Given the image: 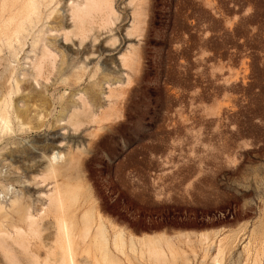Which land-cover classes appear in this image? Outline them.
<instances>
[{"label":"rangeland","instance_id":"rangeland-1","mask_svg":"<svg viewBox=\"0 0 264 264\" xmlns=\"http://www.w3.org/2000/svg\"><path fill=\"white\" fill-rule=\"evenodd\" d=\"M57 1L60 4L44 13L59 9L51 18L55 16L60 22L57 28L65 31L48 34L50 19L45 15L26 38L15 72L20 79L28 74L36 91L57 82L56 90L40 94L28 89L25 96L13 99L19 108L35 103L32 114L46 115L52 100L55 110L39 134H0V204L7 210L16 199L38 217L55 185L65 190L69 178L72 185H77L75 181L79 185L80 179L86 188L82 193L91 200L93 214L102 215L108 235L114 233L113 227L124 232L125 256L116 253L121 264L151 262L139 252V245L132 251L127 239L132 235L170 237L174 258L164 248L167 264H264V0H146L142 31L131 37L127 32L132 34L135 3L112 0L116 16H109L112 23L106 21L103 28L95 15L91 27L86 25L87 37L80 40L72 35L76 30L70 18L72 4L80 0ZM68 31L72 37L65 42L62 35ZM37 36L56 38L57 45L50 49L56 56L59 51L79 50L82 59L91 57L86 75L69 73V87L55 81L54 75L34 84L31 63L42 49V44L31 49ZM134 51L136 64L128 70L123 57ZM104 62L109 74L100 70L91 78L97 63L101 69ZM4 66L6 62L0 74ZM73 77L83 78L82 82ZM108 89L118 96L124 93L110 98ZM63 93L65 100L60 99ZM78 96L86 97L96 115L115 100L121 116L100 130L83 118L87 124L76 132L67 124V115L80 110ZM51 151L64 155L75 151L80 162L65 175L52 177L44 171ZM60 161L63 164L64 159ZM50 216L43 217L42 239L30 240L31 250L41 260L46 257L43 244L52 237ZM17 225L25 229L23 223ZM80 253L76 264H92L93 249Z\"/></svg>","mask_w":264,"mask_h":264},{"label":"bare ground","instance_id":"bare-ground-1","mask_svg":"<svg viewBox=\"0 0 264 264\" xmlns=\"http://www.w3.org/2000/svg\"><path fill=\"white\" fill-rule=\"evenodd\" d=\"M110 1H112V0H80V3H78V4L74 3L75 5L72 4L71 11H70L72 15L70 16V18L73 19L72 20V22L74 21V23L72 24L74 27L73 29L76 30V33L72 32L73 33L72 35H75L73 37L76 38L79 35L78 37H80L79 38V40H80L81 37L83 38L86 34L88 35V33L90 31L88 30V28H86V25L87 24L89 25L90 22H93L92 18H94L95 15H98L99 16L98 18H100L103 21V28H104V25L107 22L108 23L110 22L109 16L110 17L115 16V15H113V13H115V12H113V7L111 5L113 3H111ZM74 2H76V1H74ZM134 3H135V10H134V14L132 15L133 16V23L131 24L132 25V29H131L132 34L130 32L129 33L127 32V35H129V36L133 35V32L139 34L142 31V27L144 24L145 12H146V0H131L130 4H134ZM58 4H60V1H57V0H0V68H2L4 65V62H6V66H4V70L1 73L2 76L0 77V134H39L42 131H44V128L46 127L47 118L51 117L52 113L55 110L54 109L55 103L52 100L50 102V109L51 110L47 111L48 113H46V115H45V112L43 114H42V112H34L32 114L31 108L35 107L34 106L35 103L33 104V102H32L33 105L23 104V107L19 108L18 105L16 104L17 102H15V105H13L14 104L13 99L17 98L19 95L25 96L24 93L28 89H30L31 91H35L37 93H40V94L41 93H43V94L47 93L48 94L50 91L56 90V88H53V87L55 86V84L57 82L55 84H51L49 86H47V85L43 86L42 89L40 87L39 91L38 90L36 91V89H34V87L31 85V82L27 77V75H28L27 73H26L27 75H23V77L20 79L17 75L18 72L17 73H15V72L17 71V67L19 66V60H20L19 55L21 54V52L24 49V46L26 45L25 44L26 38L31 36L30 33L36 27H38V24H41L42 19L45 15L48 14L47 19H50L49 22L47 23V26H49L50 29H49V31L46 29L48 31V34L50 32H52L53 30L55 32H57L59 30L62 32L65 31L62 26H61L62 28H57V26H58L57 24L59 21L56 22L55 16L51 18V15L54 14L55 11H58L59 9L58 10L55 9L54 12L50 11V13H46V14L44 13V10H46V9L48 10V8L51 7V5H58ZM128 4H129V2H128ZM130 6H132V5H130ZM68 7H70V6H68ZM52 8H54V7H52ZM58 8H60V7H58ZM68 10H67V12H68ZM58 12H56V14ZM111 14L113 16H111ZM63 15L65 16L64 13H63ZM63 17H59V19L61 18L62 21H64ZM47 19H45V20H47ZM95 20H97V19L94 18V21ZM111 20H113V19H111ZM99 22H100V20L98 21V24H99ZM108 23H107V25H108ZM111 23H109V24H111ZM59 24H60V22H59ZM95 24H97V21ZM88 25H87V27H88ZM90 25H92V24L90 23ZM45 26H44V28H45ZM73 29H70V31H72ZM86 29L89 32H87ZM42 30H43V28H42ZM131 30H129V31H131ZM70 31H68L69 33L64 32L65 34L63 33L64 35H62V37L64 36L63 38L65 39V42L69 41V38H68L69 35L72 37ZM40 32H43V31H40ZM38 35H40V34H38ZM87 35L85 37H87ZM129 36H127V37H129ZM94 39H95V37H94ZM84 40H85V38H84ZM115 41H117V40H115ZM82 42H84V41H82ZM93 42H94V40H93ZM56 43H57V40L55 37L54 38H42V37L40 38L39 36H37L35 39H33V42L31 43L32 44L31 49H33V48L35 49V48L39 47L37 45L42 44V47H41L42 49L39 50L40 56L36 58V61L34 60L35 61L34 63L31 61L32 62L31 64L33 65V69L35 71V78L33 76H30V77H33L32 81H35L34 84H36L38 78H40L44 81H48L49 77L51 75H54L55 79H56L55 81L61 80V83L64 86L69 87V83L72 81L71 80L69 82V73L70 74L73 73L76 76V75H78L77 72H80L84 76V75H86L85 73L88 72V66L89 65L88 66L86 65V61L88 62V60H90L91 57L85 58L84 57L85 55H84L83 56L84 58L82 59V56H80V53L78 52L79 50H77V52H75L73 54L69 53V51H66V52L65 51H59L60 55H58V56H60V59H59V66L57 69L56 68V58L58 56L53 54L50 50V49H53V47ZM93 44L94 43H92V45ZM83 47H85V46H83ZM70 49H72V48H70ZM82 49H81V51H82ZM85 49H84V51H85ZM131 49H132V47H131ZM54 50H56V49H54ZM99 50H101V49H99ZM99 50L96 49V51H99ZM93 52H91V54L89 53V56H91ZM136 52L137 51H134V53L130 54V56H128L129 54L127 56H125L127 53L124 54L125 57H123V61H122L123 67L125 66L124 68L127 67L126 69H128V68L131 70L134 69V66L136 64V59L138 57ZM5 53L8 54V58L7 57L5 58V56H6V55L4 56ZM98 55L100 57V53ZM87 56H88V54H87ZM10 59H12L14 61V63H16V64L11 65V63L9 61ZM99 60L97 61L98 63H99ZM98 63L96 65V67L94 66L96 69H95V72H93L94 74L91 78H94L95 75H97V72H99L100 70L103 73L102 75L106 74V72H108V74H109V71H108L109 67L107 66V64L104 62L105 64H102L101 69H100V66L98 65ZM100 63H102V62H100ZM138 64L139 63L137 62V65ZM54 71H55V73H54ZM135 73H136V71H135ZM103 78H105V77H103ZM74 79H76V78H74ZM74 79H73V81H74ZM81 79H83V78H81ZM81 79L78 78L76 80H77V82H80ZM127 79L130 80L129 78H127ZM133 79H134V77H133ZM98 80H100V79L98 78ZM99 82H98V84H99ZM129 82L130 81H128V83ZM38 83H39V80H38ZM72 84L74 85V83H72ZM72 84H70V86ZM75 84H77V83H75ZM95 86H97V85H95ZM101 88L102 87H100V89ZM35 92H33V93L35 94ZM72 93H73V91H72ZM113 93L115 94V91H110V93H109L110 96L109 95L108 96L110 98L115 96L116 94L111 96V94H113ZM120 93H121V91H120ZM120 93H119V96L121 94H123L124 92L121 94ZM27 95H29V94H27ZM27 95H26V98L28 97ZM22 96H19V97H22ZM60 96H61L60 99H62V98L64 99V97L66 95H65V93H63V95H60ZM116 96L119 97L118 95H116ZM78 97H79L78 100L80 102V106H79L80 110L75 109V110H73V112L70 116L67 115L69 117L67 120V124L74 131L77 132L78 130L81 129V127L83 128L84 124H87L86 123L87 120L86 121L84 120L86 117L89 120L88 124H91V123L97 124L99 130L102 129L105 124L111 123L112 119H114V120L118 119V115H119L120 110H118V108L115 107L116 106L114 104L115 100L112 101L113 103L111 105L109 104L110 106L107 105V110L103 109L105 111H101L100 113L97 110L98 111L97 113H99V114L96 115V111L94 113V111L91 109L92 106L88 103L89 101H86L87 100V99H85L86 97L85 98L83 96H78ZM109 97H107V98H109ZM92 99H93V95H92V98L90 97L91 101H92ZM31 101H33V100H31ZM20 102H21V100H20ZM67 104H68V102H67ZM69 105L70 104H68L66 109H69ZM93 106H95V105H93ZM61 107H63V105ZM38 108L39 107H37V109ZM61 109H63V108H61ZM61 111H59V113ZM29 116H30V118H28ZM119 116H121V114ZM27 118H28L29 122H28ZM13 121H14V123L16 122L15 125H13ZM33 123H35V124H33ZM94 131L95 130L92 131L93 132L92 135L95 134ZM90 140H92V139H90ZM79 151H81V150H79ZM73 153L72 154L66 153L67 155H64L61 152L51 151V154L46 157L47 166H46V170H44L45 173L47 175L52 176V177H56L59 174L65 175L68 171H71L72 166H75L78 162H80L79 161L80 158L79 159L77 158L78 154L76 155L75 151ZM81 156H83V155H81ZM60 159H64L63 164H60L61 163ZM58 160L60 161V163ZM77 166H78V164H77ZM72 169H74V168H72ZM72 172H73V170H72ZM46 174H45V176H46ZM73 174L75 175V173H73ZM77 175H78V171H77L75 177ZM42 176H43V173H42ZM70 176H73V175H70ZM46 177H48V176H46ZM46 177H45V179H46ZM49 177H48V179H49ZM52 177H50L51 180H52ZM63 178L65 179V176ZM41 179H42V177H41ZM76 179H78V178H76ZM53 180H54V178H53ZM70 180L71 179L69 178V183L67 184L68 187L66 185H64V186H66L65 190L60 189V187H59L60 185L59 186L53 185L54 190L48 196L46 195L47 196L46 198H48L47 208L42 207L43 208L42 212L40 213V215L38 214V217H35L30 213L29 205H28V207H25L24 205H22V202H20L16 199L15 200L12 199L13 201H11V204H9V206L11 205V208H8L7 210H6V208H4V206H2L0 204V256L2 258L0 260H3L5 264H76L75 259H76V256L80 252H81L80 254L89 253L90 249H93V251H95V253L97 252L98 254L97 255H95V253L93 254L94 256H92V259H90V260H92V264H121L120 259L118 258L116 253H118V254L120 253L121 256L124 253L122 251L124 244H125L124 243L125 240L123 239V236H124L123 233L124 232L122 233L123 230L121 231V229H119L120 231H115V227H113L112 230L114 231V233L112 235L111 234L108 235V232L106 229L108 226L104 225L103 217H101L102 215H98V213L96 212L97 217L94 216L96 213L93 214V208H92L93 206H91V200H89L87 197L84 196V193L86 194V192H84V190L86 188L81 187V186H83L82 185L83 183L81 184L82 180L78 179L79 181H81L79 185H78V182H76V181H75V183H77V185L75 183H74L75 185H72ZM83 182H84V180H83ZM64 183L66 184L67 181ZM84 185H85V183H84ZM82 189H84L83 190L84 193H82ZM82 194L85 198L82 197ZM23 203H25V202L23 201ZM48 213H51L50 217H52V222H51L52 229L50 227V229L52 230V234H51L52 237H51L50 242L48 239L47 240L48 242L47 243L45 242L46 244H43L44 242L42 243L44 245V248L46 251V254H45L46 257L44 260H41L40 257L35 252H33L31 250L30 240H32V239L36 240V238H38V239L41 238L40 236L43 233L42 231L44 229H46V228H42L43 221H44L43 217L45 216L44 218H46V215ZM48 216H47V218H48ZM46 220H48V219H45V221ZM41 222H42V224H41ZM18 223H23L25 225V229L23 230L21 227H19L17 225ZM44 223L49 224L46 222H44ZM111 225H113V224H111ZM110 226H109V229H111ZM45 227H47V226H45ZM48 227H47V230H48ZM109 232L111 233V231H109ZM46 236H48V235H46ZM186 238H187V236H186ZM206 238H208V237H206ZM206 238H205V240H207ZM127 239H129L128 242L130 244V248L132 249V251H133V249L135 250L134 247L136 246V244L139 245V247H140L139 252L141 254H147L148 255V256L146 255L148 261L145 259V257H144V260H146L147 262H149V260H150L151 261L150 264L151 263H153V264L154 263L155 264H161V263L165 264L168 261V260L166 261V253L164 251V248L167 251H169L168 254L170 253V255L173 256L174 250H173L172 241H171V238L166 236V235L165 236L161 235L160 237H157V238H155V237L154 238L153 237H135V236L133 237V235H132V236L128 237ZM78 240L81 242V243L79 242L81 245L79 243H77ZM38 241H41V240H38ZM188 243H190V242H188ZM135 251H133V252H135ZM218 253L220 254V250ZM182 256H183V253H182ZM86 258H88V257H86ZM173 258H174V256H173ZM139 260H141V259H139ZM3 261H1V262H3ZM173 262H174V260H173ZM213 262H215V261H213ZM84 264H85V262H84Z\"/></svg>","mask_w":264,"mask_h":264}]
</instances>
